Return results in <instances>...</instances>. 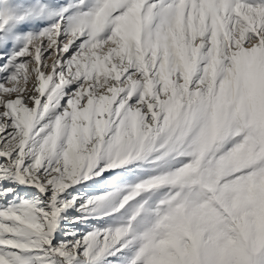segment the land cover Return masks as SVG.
I'll list each match as a JSON object with an SVG mask.
<instances>
[{
	"label": "snow or ice",
	"instance_id": "1",
	"mask_svg": "<svg viewBox=\"0 0 264 264\" xmlns=\"http://www.w3.org/2000/svg\"><path fill=\"white\" fill-rule=\"evenodd\" d=\"M0 264H264V0H0Z\"/></svg>",
	"mask_w": 264,
	"mask_h": 264
}]
</instances>
